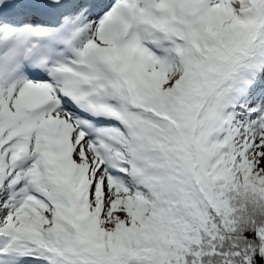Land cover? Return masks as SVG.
Returning <instances> with one entry per match:
<instances>
[{
	"label": "snow or ice",
	"instance_id": "obj_1",
	"mask_svg": "<svg viewBox=\"0 0 264 264\" xmlns=\"http://www.w3.org/2000/svg\"><path fill=\"white\" fill-rule=\"evenodd\" d=\"M0 264H264V0H0Z\"/></svg>",
	"mask_w": 264,
	"mask_h": 264
}]
</instances>
